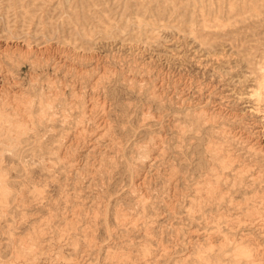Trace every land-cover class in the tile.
<instances>
[{"label":"rangeland","instance_id":"obj_1","mask_svg":"<svg viewBox=\"0 0 264 264\" xmlns=\"http://www.w3.org/2000/svg\"><path fill=\"white\" fill-rule=\"evenodd\" d=\"M0 65L33 115L41 93L59 100L54 134L37 124L23 143L29 169L10 165L0 264H247L242 249L264 264V212L165 205L172 120L205 111L264 139V0H0ZM144 148L154 159L132 169Z\"/></svg>","mask_w":264,"mask_h":264},{"label":"bare ground","instance_id":"obj_2","mask_svg":"<svg viewBox=\"0 0 264 264\" xmlns=\"http://www.w3.org/2000/svg\"><path fill=\"white\" fill-rule=\"evenodd\" d=\"M4 77L8 76L5 74ZM7 84L8 82L0 85L1 208L6 207L5 200L9 193L6 177L8 171H10V165L17 162L29 169L27 166L28 161L23 160L27 153L23 143H28L30 137L37 134L35 129L37 124L48 136L54 134L53 129L56 125L55 101H57V104L59 103L54 92V97L41 93L38 96L40 102L37 107L40 111L33 115L36 109L31 111L32 104L29 103V97L23 99V93H12L11 85L8 87ZM49 88L48 91L51 90V87ZM22 104H24V107L20 109ZM28 109L29 111H27ZM67 116L66 113L63 114L64 119ZM184 119H186L188 125H185L181 119H177V121H180L178 125H174L176 119L168 125L172 137L166 140L165 147L168 164L165 205L169 212L172 215L178 214V207H180L182 208L180 214L182 213L184 218L191 220L201 217L206 209L216 210L217 212L221 209L236 210L250 216L264 212V197H261L263 201L257 202L254 199L256 195H250L253 192L256 194L257 185L264 183V139L247 137L248 140L243 141L234 134L235 131L222 124L225 119L224 121H217L213 114L205 111L195 113ZM94 128V136L103 137L109 134V125L105 121ZM187 131L190 132V138L193 139L191 153L194 163L189 164H185L181 158V155L184 157L182 139ZM196 142L199 146H195ZM175 143L178 144L175 150L179 154L173 152L174 147H171ZM60 147L61 144L57 145L56 149L58 150ZM115 148L118 147L115 146ZM53 149L54 147H46L42 154L54 161L57 155ZM32 151L35 150L32 149ZM5 152H8V154ZM152 156L150 150L144 148L139 154L138 162L133 164L132 169L135 166L143 168L144 165L154 159L150 158ZM39 159H43V156ZM177 159H179L178 162H176ZM134 173L135 182L140 184L138 187H141L145 183L144 177L139 172ZM181 182L182 185L188 182V187H190L188 190L191 195L188 194L184 197L187 191L180 187ZM241 196L243 200L238 201L237 198ZM141 199L143 200V197ZM217 215L222 214L218 213ZM233 231L237 232L234 229ZM88 233L86 231V234ZM239 254L243 255L247 264H263L256 262L257 255L252 254L251 250L242 249L239 250Z\"/></svg>","mask_w":264,"mask_h":264}]
</instances>
